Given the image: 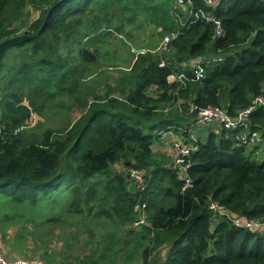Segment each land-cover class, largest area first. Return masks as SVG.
Segmentation results:
<instances>
[{"label":"trees","instance_id":"obj_1","mask_svg":"<svg viewBox=\"0 0 264 264\" xmlns=\"http://www.w3.org/2000/svg\"><path fill=\"white\" fill-rule=\"evenodd\" d=\"M148 25L154 39L176 33L169 49L144 47L101 96L90 83L101 44L128 26ZM37 32L11 46L0 69V182L29 177L41 184H0L1 237L23 222L31 229L19 231L32 234L53 222L73 230L78 216L110 218L125 228L146 205L147 224L128 231L135 235L132 253L111 245L108 255H136L139 264H264V231L233 221L264 223V160L254 156L264 149V104L247 126L212 124L196 141L189 137L197 113L188 114L194 103L235 116L264 96V0L180 6L177 0H0V42ZM162 58L169 64L160 66ZM172 73L186 79L170 82ZM67 96L70 110L82 112L76 121L61 130L32 126L33 115L42 116L50 102L65 106ZM173 125L195 146L192 185L185 189L172 158L154 150ZM244 135L255 136L256 144L242 143ZM133 169L144 172V188L131 181ZM211 202L228 214L216 213Z\"/></svg>","mask_w":264,"mask_h":264},{"label":"rangeland","instance_id":"obj_2","mask_svg":"<svg viewBox=\"0 0 264 264\" xmlns=\"http://www.w3.org/2000/svg\"><path fill=\"white\" fill-rule=\"evenodd\" d=\"M154 26H146L135 29V26H128L126 32L120 35H111L108 42L101 44L103 53L96 65L98 75L90 79V83L98 87V93L105 96L109 87L116 86L118 79L123 76V72L129 70L137 52L147 50L144 47H156L160 50L162 39L152 38V28ZM159 30V29H158ZM157 31V29H156ZM132 32V33H131ZM152 38V39H151ZM92 46V45H91ZM161 51V50H160ZM155 93V87L151 90ZM113 95L122 96L120 91L114 92ZM71 97L67 96L65 106L50 102L42 116L33 115V124L42 126L40 130L51 127L57 130L65 129L70 121H76L82 112L74 107L70 110L74 102H70ZM93 99V97H91ZM211 125L199 124L193 127L194 134L189 137L196 141L201 137L207 136L210 132ZM185 139H188L185 137ZM258 144V143H257ZM162 146V143L159 144ZM162 149L154 146V150L159 153H165L174 161L172 145L165 144ZM254 146H251L253 148ZM254 155L259 161L264 160V149L260 147ZM114 168L123 172L127 176L125 168L117 164ZM132 181V179H131ZM134 183L129 188L134 190ZM81 222L77 220L76 228L72 230L63 223H48L42 226L34 234L25 230L26 225L31 229L29 224L23 222L21 224L12 225L8 228L5 237L0 234V250L7 258H26L35 260L36 264H139L134 259L136 255L130 259L125 255L110 251L108 255V247L116 246L123 252H131L135 235L128 233L132 225L125 228L117 224L110 218H92L83 216ZM141 227L133 228L141 230ZM164 249L162 253L164 254ZM162 263V262H161Z\"/></svg>","mask_w":264,"mask_h":264},{"label":"built area","instance_id":"obj_3","mask_svg":"<svg viewBox=\"0 0 264 264\" xmlns=\"http://www.w3.org/2000/svg\"><path fill=\"white\" fill-rule=\"evenodd\" d=\"M189 2L191 4V0H177V6L185 5L186 2ZM207 2L211 5H214L216 3V0H207ZM199 16V14H197ZM207 19H211L210 16H207ZM215 23L217 24V34L221 35L224 32L222 23L217 18H212ZM176 37V33H172L171 35H167L162 39L161 45L159 49L164 52L169 49L170 42L173 38ZM169 64V62L162 58L160 62V66H165ZM196 76L195 78L200 79L203 77V69H198L195 72ZM170 82L175 81H181L183 82L184 79H186V76L184 73L181 74H175L172 73L168 77ZM264 104V96H261L257 98L254 103L239 111V113L235 116L230 115L225 109L221 108L220 106H208V107H198L194 103L190 105V110L188 114H192L194 112L197 113L196 117V125L202 124V125H212V124H219L227 129H238L244 125L247 124L248 118L252 114V112L255 110V108L260 105ZM178 106L180 109V112L183 113V108L181 107V102H178ZM0 118H1V110H0ZM247 126V125H246ZM185 129L173 125L169 128V130L162 131L161 134V141H168L169 145H172L173 147V154H174V161L173 165L178 167L181 171V175L184 178V189L188 186L192 185V180L188 174V168L191 166V152L194 149V145L190 142H187L185 137L180 133H183ZM256 137L248 135H244L242 138V143L246 144H256ZM130 178L133 182L138 184V186L142 187L144 185L145 181V174L142 170L133 169L130 173ZM144 188V186H143ZM145 206L142 205L139 207V215L138 219L133 223V228L141 227L143 224H147L146 219V213H145ZM210 208H212L216 213H219V215H225L228 214V212L225 210L224 207L220 206L216 202H211ZM234 224L239 227H248L252 230H261L264 231V223L258 219L255 220H245L236 218L233 219ZM0 264H36L35 260L26 259V258H7L4 253L0 250Z\"/></svg>","mask_w":264,"mask_h":264},{"label":"water","instance_id":"obj_4","mask_svg":"<svg viewBox=\"0 0 264 264\" xmlns=\"http://www.w3.org/2000/svg\"><path fill=\"white\" fill-rule=\"evenodd\" d=\"M39 34H40V32H37V33H34V34H22V35L13 36V37H10V38H7V39H4L3 41H1L0 42V69L2 67L4 57H5L8 49L11 46L20 44V43L28 41V40H32L33 38L39 36ZM51 181L42 182V184H48ZM24 182L30 183L32 185L41 184V183L33 182L29 177H23V178H21L19 180L18 179H6L5 181L0 182V184L1 185H6V184H10V183L21 184V183H24ZM167 246H168V244H165V247H167ZM165 250H167V249H165Z\"/></svg>","mask_w":264,"mask_h":264},{"label":"crops","instance_id":"obj_5","mask_svg":"<svg viewBox=\"0 0 264 264\" xmlns=\"http://www.w3.org/2000/svg\"><path fill=\"white\" fill-rule=\"evenodd\" d=\"M167 142L168 141H161V142L156 143L154 146H156L158 149H162L163 148L162 146H164L165 144H168ZM160 143H162V146H159Z\"/></svg>","mask_w":264,"mask_h":264}]
</instances>
